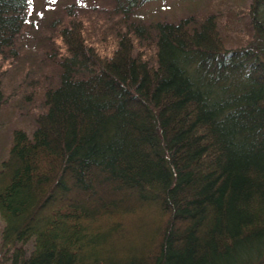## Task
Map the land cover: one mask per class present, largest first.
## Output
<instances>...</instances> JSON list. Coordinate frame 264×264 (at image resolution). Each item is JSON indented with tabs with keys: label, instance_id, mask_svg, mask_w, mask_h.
Listing matches in <instances>:
<instances>
[{
	"label": "trees",
	"instance_id": "1",
	"mask_svg": "<svg viewBox=\"0 0 264 264\" xmlns=\"http://www.w3.org/2000/svg\"><path fill=\"white\" fill-rule=\"evenodd\" d=\"M147 1L108 56L63 20L29 124L0 73V264H264V0ZM33 8L0 0V61Z\"/></svg>",
	"mask_w": 264,
	"mask_h": 264
},
{
	"label": "rangeland",
	"instance_id": "2",
	"mask_svg": "<svg viewBox=\"0 0 264 264\" xmlns=\"http://www.w3.org/2000/svg\"><path fill=\"white\" fill-rule=\"evenodd\" d=\"M190 1L194 0H149L134 13L141 19L168 15L170 10H176L175 12L179 14L178 8L189 6ZM242 2L243 0H239V3ZM70 7L73 14H69ZM115 9L112 0H34V8L30 15L32 27L25 31L24 43L20 45L24 48L20 47L17 59L0 61L1 82L6 90V96L9 97L8 105L14 110H19V117L24 119L25 123L29 124L30 119L23 105L24 99L27 96L34 98L43 86L56 78L53 64L47 62L44 55L50 50L51 55L55 54L53 56L55 58L64 55L58 36L60 27L64 25L63 20L72 18V15L81 17L91 32L93 45L102 55L108 56L115 48V30L124 29L120 21L122 16L115 12ZM3 122V117L0 116V126ZM141 218L145 221H154L153 215L148 212ZM155 220L158 223L156 218ZM133 227L135 232L140 230L137 226ZM1 228L0 222V234ZM133 236L137 242L140 240L139 235Z\"/></svg>",
	"mask_w": 264,
	"mask_h": 264
},
{
	"label": "snow or ice",
	"instance_id": "3",
	"mask_svg": "<svg viewBox=\"0 0 264 264\" xmlns=\"http://www.w3.org/2000/svg\"><path fill=\"white\" fill-rule=\"evenodd\" d=\"M30 2H31V0H30Z\"/></svg>",
	"mask_w": 264,
	"mask_h": 264
}]
</instances>
